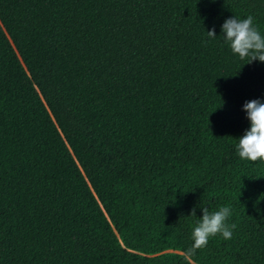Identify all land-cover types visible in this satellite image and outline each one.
<instances>
[{
    "label": "trees",
    "instance_id": "obj_1",
    "mask_svg": "<svg viewBox=\"0 0 264 264\" xmlns=\"http://www.w3.org/2000/svg\"><path fill=\"white\" fill-rule=\"evenodd\" d=\"M248 15L264 34V0H0V264H264L237 151L264 63L221 32ZM222 206L232 239L189 259Z\"/></svg>",
    "mask_w": 264,
    "mask_h": 264
},
{
    "label": "clouds",
    "instance_id": "obj_2",
    "mask_svg": "<svg viewBox=\"0 0 264 264\" xmlns=\"http://www.w3.org/2000/svg\"><path fill=\"white\" fill-rule=\"evenodd\" d=\"M223 39L228 44L231 52L240 59H248V63L258 61L264 63V34L255 26L254 17L248 15L244 19L233 16L223 23L221 27ZM209 38H215V29L207 33ZM244 112L250 127L238 139L237 151L241 160L264 163V102L260 100L246 101L243 105ZM202 217L197 220L191 238L192 245L186 250V256L191 259L197 250L207 247L209 240L221 236L225 240L233 237L236 224H228L232 215L229 206H222L218 210L209 211L207 207L201 208ZM196 209L193 208L189 216L195 217ZM191 264H195L192 260Z\"/></svg>",
    "mask_w": 264,
    "mask_h": 264
}]
</instances>
